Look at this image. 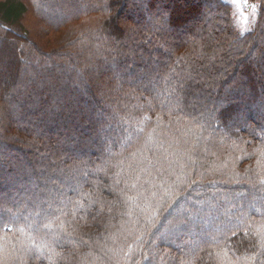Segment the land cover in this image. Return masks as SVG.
<instances>
[{
	"label": "trees",
	"instance_id": "trees-1",
	"mask_svg": "<svg viewBox=\"0 0 264 264\" xmlns=\"http://www.w3.org/2000/svg\"><path fill=\"white\" fill-rule=\"evenodd\" d=\"M252 2L0 0V264H264Z\"/></svg>",
	"mask_w": 264,
	"mask_h": 264
},
{
	"label": "rangeland",
	"instance_id": "rangeland-1",
	"mask_svg": "<svg viewBox=\"0 0 264 264\" xmlns=\"http://www.w3.org/2000/svg\"><path fill=\"white\" fill-rule=\"evenodd\" d=\"M255 2H252L251 3V7H250V10L251 9H253L254 7H255ZM55 10V12H57V8H55L54 9ZM189 27V26H188ZM110 74V73H109ZM74 79H77V74H76V76L74 77ZM83 89V88H82ZM80 90V92L82 93L85 89H83V90ZM87 89V88H86ZM18 95H19V98H22L23 96H21L19 93H17ZM53 101H51V103H52ZM74 107V106H73ZM29 108L30 109H32L33 111V113H32V118H37V117H39V115H37V114H40V115H42V114H44V112L46 111V110H44V108H41V106L39 107L38 105H36V106H34V105H29V106H25V109L23 108V109H17L15 112H14V114L11 116V118H15V119H18L19 118V114L22 112V111H24V110H29ZM82 109H85V106L83 105V107H81ZM52 112L53 113H55L56 114V111L55 110H52ZM3 154L2 155H0V160L3 158ZM23 156H19L18 157V162H17V164L19 165V166H21V162L23 161ZM30 158H32V157H28V159H30ZM27 159V160H28ZM168 233H167V231H164L163 233H161L158 237L159 238H161V239H164L163 237L165 236L166 237V235H167ZM171 234V233H170ZM194 236V234H191V237H193Z\"/></svg>",
	"mask_w": 264,
	"mask_h": 264
},
{
	"label": "built area",
	"instance_id": "built-area-1",
	"mask_svg": "<svg viewBox=\"0 0 264 264\" xmlns=\"http://www.w3.org/2000/svg\"><path fill=\"white\" fill-rule=\"evenodd\" d=\"M252 0H241V6L245 9L248 10L250 8Z\"/></svg>",
	"mask_w": 264,
	"mask_h": 264
},
{
	"label": "snow or ice",
	"instance_id": "snow-or-ice-1",
	"mask_svg": "<svg viewBox=\"0 0 264 264\" xmlns=\"http://www.w3.org/2000/svg\"><path fill=\"white\" fill-rule=\"evenodd\" d=\"M235 2H236L237 4H240V3H241V0H235Z\"/></svg>",
	"mask_w": 264,
	"mask_h": 264
}]
</instances>
